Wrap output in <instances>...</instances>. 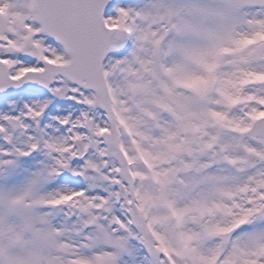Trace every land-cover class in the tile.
Masks as SVG:
<instances>
[{"label": "snow or ice", "instance_id": "1", "mask_svg": "<svg viewBox=\"0 0 264 264\" xmlns=\"http://www.w3.org/2000/svg\"><path fill=\"white\" fill-rule=\"evenodd\" d=\"M0 264H264V0H0Z\"/></svg>", "mask_w": 264, "mask_h": 264}]
</instances>
